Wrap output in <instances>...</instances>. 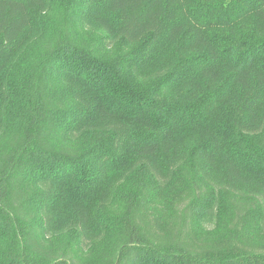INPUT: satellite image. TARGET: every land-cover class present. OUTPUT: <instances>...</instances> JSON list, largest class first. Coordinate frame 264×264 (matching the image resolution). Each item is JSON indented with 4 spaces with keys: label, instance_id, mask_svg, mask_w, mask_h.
<instances>
[{
    "label": "trees",
    "instance_id": "1",
    "mask_svg": "<svg viewBox=\"0 0 264 264\" xmlns=\"http://www.w3.org/2000/svg\"><path fill=\"white\" fill-rule=\"evenodd\" d=\"M0 264H264V0H0Z\"/></svg>",
    "mask_w": 264,
    "mask_h": 264
}]
</instances>
